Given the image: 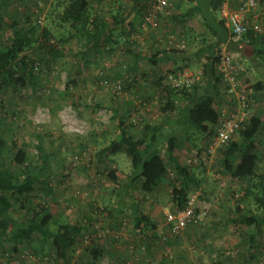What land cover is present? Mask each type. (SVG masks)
<instances>
[{
	"label": "rangeland",
	"instance_id": "1",
	"mask_svg": "<svg viewBox=\"0 0 264 264\" xmlns=\"http://www.w3.org/2000/svg\"><path fill=\"white\" fill-rule=\"evenodd\" d=\"M209 1L197 0L204 14L209 12ZM189 3L193 5L191 0H174L160 17L159 30H143V19L138 23L140 30H133L129 37L121 36L119 30L114 31L112 42L116 44L111 45L104 37L106 43L97 49L87 46L70 24L57 28L58 22L54 24L49 18L51 2L13 0L6 8L4 23L0 26L3 39L11 38L14 19L26 24L29 19L33 24L48 27L56 36L62 35L66 41L59 43L53 53L42 49L39 43L26 52L34 62L28 66L29 70L33 67L34 78L24 87L4 86L0 90V133L10 150L16 153L18 148L26 147L32 163L42 167L39 168L41 182L36 185L32 200L38 211L43 204L53 214L52 229L62 223L82 226L68 264H90L89 252L94 247L104 251L99 264H264V226L250 251L249 236L253 228H245L234 220L238 203L244 213L253 211L262 218L264 210H260L253 199L240 202L244 192L242 183L224 168L220 149L212 148L213 136L196 134L182 152L183 163L194 159L197 166L200 162L204 164L206 172L201 187L191 191L198 194L196 211L203 213L202 219L177 234L170 232L166 224V213L173 211L170 182L177 176L175 169L170 168L169 180L156 194L146 195L138 186L127 187L131 161L125 153L99 154L121 133V119L132 132L140 131L144 122L152 125L169 122L165 134H183L181 125L172 126L179 110L173 118L163 113L161 107L166 104L163 99L166 94L155 84L165 71L176 67L168 62L155 69L146 60L135 65L133 54L127 49H139L149 55L156 49L176 50L167 39L183 34L182 13L190 9ZM96 4L99 5V0ZM115 15L106 14L112 26H116L112 20ZM216 15L220 17V12ZM75 32L76 36L69 38L70 33ZM136 36L149 42L138 47ZM199 46L193 44L191 51ZM188 48L186 45L182 54L188 55ZM240 48L242 51L244 45ZM201 60H193L190 69L201 70L205 58ZM184 63L180 61L177 65ZM106 78L123 80L124 92L115 94L104 85ZM243 79L251 87L257 83L248 71ZM224 87L222 82L219 91H210L222 114L234 106L227 107L221 94L225 92ZM254 99H250L251 113L263 112L264 103ZM184 104L180 102V108ZM258 151L261 159L256 171L264 175V136ZM4 159L6 164L14 166L10 152H5ZM111 169L116 170L123 182L119 188L108 177ZM136 211L150 215L158 228L137 232L133 225ZM17 216L26 220L27 214ZM102 232H106L105 237H99ZM115 234L118 239L113 237ZM87 237L90 242L85 241ZM9 248L0 246L1 264H43L45 256L36 254L30 245L24 244L18 254H13ZM45 250L46 255H50L48 264H61L49 245Z\"/></svg>",
	"mask_w": 264,
	"mask_h": 264
},
{
	"label": "trees",
	"instance_id": "2",
	"mask_svg": "<svg viewBox=\"0 0 264 264\" xmlns=\"http://www.w3.org/2000/svg\"><path fill=\"white\" fill-rule=\"evenodd\" d=\"M12 1L0 0V26L4 23L6 8ZM46 1L53 4L49 18L54 24L58 22L57 28L63 29L64 25L70 24L77 34L82 36L84 43L95 49L106 43V41L103 42L104 37L111 45L116 44V42H112L114 31L119 30L122 33L121 36L129 37L133 30H136L134 18L129 22L130 29L125 30L124 22L129 18L125 10L113 17L112 20L116 26H112L111 19L106 18V15L100 11H95L94 7L91 8L95 0ZM194 1L191 0V2ZM221 4L222 0H210L211 14L210 16L203 15L204 30L199 33L201 40L198 49L191 51L192 45L196 42L195 36L190 38L180 34L175 38V40L183 39L185 46L188 45V55L182 54L183 49L173 47L176 50L156 49L151 55L143 53L139 49L137 51L131 47L127 49L133 54L135 65H138L141 60H146L155 69L164 63L172 62L176 67L172 70H184L192 66L193 60L201 62V59L205 58L202 65L203 76L191 88L168 86L163 89L160 88L162 86L161 78L155 83L159 85V91L166 94L163 98L166 100V104L161 107L163 113L168 118H173L172 115L179 110L172 126L181 125L183 134H165V128L169 122L154 125L144 122L140 131L132 132L128 130L124 119H121V133L99 153L101 156L125 153L131 161V171L126 176L127 187L138 186L146 195L156 194L167 183L170 168L173 167L177 174L175 180L170 182L174 212L186 207L191 191L201 187L204 181L203 174L206 172L204 164L200 162L201 165L197 166L198 163H194V159L189 163H183L182 152L186 150L187 142H191L192 137L196 134L214 137L223 116L210 92L211 90L219 91V84L223 82L217 69L221 47L227 44L228 49L241 53L238 44L229 40L230 31L226 21L216 15ZM196 12L195 9H187L182 13L183 28L186 27L188 20L194 18ZM213 12H215V16ZM132 14L133 12H131V16ZM12 28L11 38L3 39L0 34V90L4 86L16 89L19 86L24 87L27 85V81L34 78L33 67L28 69V66L34 63L26 53L29 49L39 43L42 49L53 53L59 43L66 42L62 35L56 36L48 27L33 24L29 19L27 24L14 19ZM76 32L70 33L69 38L75 37ZM243 40L248 41L245 49L242 48L243 52L247 47L257 55L261 52V48H258L262 41L261 33H248ZM167 41L169 42V37ZM180 61L185 63L177 65ZM262 84V81H258L252 85L253 94H255L253 95L254 100L258 102L260 97L258 100L256 93L264 89ZM224 88L225 92L221 94L224 95L227 107L231 108L235 103L228 97L226 87ZM180 102L185 103L182 108H180ZM235 136L227 146L219 148L222 163L231 177L242 183L244 192L240 202L253 199L258 208L264 210V175H259L256 171L261 159L258 144L261 142V137L264 136V112L251 113L249 119L245 120ZM40 148L43 152L42 145ZM6 151L12 154L14 166L6 164L4 159ZM198 157L201 160V156L197 155V159ZM39 168L42 167H37L32 163L31 153L26 147L18 148L16 153L13 152L3 134L0 133V246L2 244L9 246L13 254H18L22 246L26 244L30 245L36 254L49 257L50 255H46L48 252L45 250L49 245L57 261L61 264H68L83 228L80 224L62 223L52 229L53 214L43 204L39 205V211L34 207L32 193L35 191L36 185L41 182L42 177ZM108 177L116 188L122 186L123 182L116 175L115 169L108 172ZM22 213L27 214L26 220L17 216ZM234 217H236L234 220L243 227L253 228L249 236V250L252 251L255 241L262 233L264 218L253 211L244 213L240 203L237 205ZM133 225L134 229L140 233L148 230L154 231L158 228L156 221L144 211L135 212ZM89 254L91 256L90 264H99L104 256V251L94 247Z\"/></svg>",
	"mask_w": 264,
	"mask_h": 264
},
{
	"label": "built area",
	"instance_id": "3",
	"mask_svg": "<svg viewBox=\"0 0 264 264\" xmlns=\"http://www.w3.org/2000/svg\"><path fill=\"white\" fill-rule=\"evenodd\" d=\"M173 4V0H154L149 11L146 13L141 27L143 30L151 28L159 30L160 15ZM220 16L226 21L230 31L232 42L243 47L246 40H243L248 33L259 34L263 30L264 21V0H222L219 9ZM169 45L177 49H185L183 39L175 40L169 37ZM220 61L217 69L218 74L222 78L223 84L226 87L228 97L235 103L233 108L224 113L219 125L216 128V133L213 139L212 148L219 149L227 146L235 134L242 128L245 120L249 119L251 111L249 102L253 93V88L249 85L242 76V69L239 63L240 52L230 51L227 44L221 47L219 52ZM203 76V72L198 69L185 68L184 70H167L162 74V86L172 88H191ZM104 85L115 94L124 92V82L121 79L112 80L106 78ZM198 200L197 193H191L187 205L184 209L166 213V224L172 233H180L188 226L193 225L202 219V214H197L196 203ZM104 231V230H103ZM98 232V230H97ZM99 237H105L106 232L98 234ZM118 239V235L113 236ZM90 242L89 237L85 239ZM50 258L44 257L43 264H48Z\"/></svg>",
	"mask_w": 264,
	"mask_h": 264
},
{
	"label": "crops",
	"instance_id": "4",
	"mask_svg": "<svg viewBox=\"0 0 264 264\" xmlns=\"http://www.w3.org/2000/svg\"><path fill=\"white\" fill-rule=\"evenodd\" d=\"M96 1H98V0H95L92 3L91 8L94 7L93 9L95 11H100L103 15H106L107 13L117 14L119 12H122V10H125L127 17H129L126 20V22H124L125 30L130 29L129 28V22H131L133 20V18L135 19V16H136L137 21H138V22H135V26H136L137 31L140 30L138 28V26H139L138 23H140L145 18L146 13L149 11L152 3L154 2V0H99V5H97ZM187 6L190 9H195V11H197V12H196L194 18L187 21L186 27L184 26V28H183V26H180V28L182 29V31H184L183 35L185 37L191 38V37L195 36V39H196L195 45H198L200 40H201V38L199 37V33L204 30L203 15H208L209 13L211 14L210 1H209V5H208L209 12L207 14H204L203 12H201L200 6H199V4H197V0H195L193 2L192 6L190 5V3L187 4ZM131 12H133L132 16H131ZM198 23H200L199 24L200 26H198ZM150 29L151 28L145 29V31L150 30ZM192 33H194V34H192ZM133 35L135 36V34H133ZM261 36H262V41L258 45V48H261V52L257 55L253 51L249 50V48L247 47V49L244 52L241 51L240 57H239V63L241 64V69L243 70L242 71L243 78L245 77V72L248 71V73H252L254 75L257 82L262 81V83H263L262 86L264 87V21H263V30L261 32ZM151 38L154 39L153 36H151ZM134 39H135L136 45L138 47H140V44H142V43L146 44L147 42H149L148 39L140 38V40H139L137 36ZM144 40L146 42H143ZM243 45H244V47L247 46L248 41L246 40ZM243 49H245V48H243ZM250 51L253 54H250ZM201 71H202V69H201ZM253 95H255V94L252 93L251 96L253 97ZM256 97H258V100L260 97V100H259V101H261L260 103H264V89L261 92L256 93ZM263 109H264V107H263Z\"/></svg>",
	"mask_w": 264,
	"mask_h": 264
}]
</instances>
